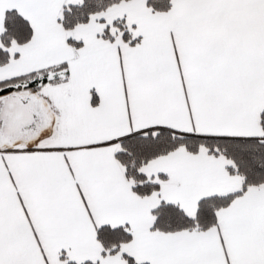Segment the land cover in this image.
Here are the masks:
<instances>
[{
  "label": "snow or ice",
  "instance_id": "obj_1",
  "mask_svg": "<svg viewBox=\"0 0 264 264\" xmlns=\"http://www.w3.org/2000/svg\"><path fill=\"white\" fill-rule=\"evenodd\" d=\"M0 264H264V0H0Z\"/></svg>",
  "mask_w": 264,
  "mask_h": 264
}]
</instances>
